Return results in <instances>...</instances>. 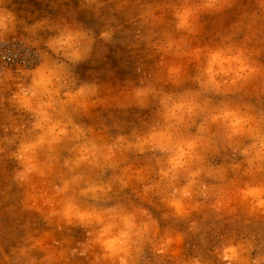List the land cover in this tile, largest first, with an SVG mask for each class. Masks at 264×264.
Listing matches in <instances>:
<instances>
[{
	"label": "clouds",
	"instance_id": "obj_1",
	"mask_svg": "<svg viewBox=\"0 0 264 264\" xmlns=\"http://www.w3.org/2000/svg\"><path fill=\"white\" fill-rule=\"evenodd\" d=\"M228 3L177 0L144 13L161 19L155 12L170 10L174 31L160 33L154 45L152 34L148 36L149 45L170 60L162 62L158 78L141 79L132 87L128 102L118 105L148 109L150 118L128 132L116 123L114 136L97 133L79 120L104 103L99 84L81 81L74 71L87 60L95 35L67 23L54 26L45 21L29 26L0 7V42L23 25L35 37V46L43 43L48 50L41 49L36 66L22 70L23 79L15 84L10 98L30 118L23 128H15L17 134L0 140V144L15 146L10 153L18 163L13 180L30 189L26 204L47 223L63 221L91 229L89 243L99 249L101 264H148L149 245L157 264L178 257L182 234L171 228L161 234L158 220L143 205L163 207V219L175 221L188 219L206 205L219 211L230 169L237 174L243 169V175L250 178L238 189L241 201L253 212L264 211V111L255 105L214 101L256 82L258 94H264V65L255 59L253 49L233 42L232 37L215 46L199 47L194 41L201 16ZM259 3L264 7V0ZM43 31L51 34L45 39L40 35ZM112 36V31H103L100 38L111 41ZM184 61L196 64L195 74L187 72ZM13 79L11 70L0 71V84ZM225 144L243 159L216 164ZM132 155H146L148 168L134 170L129 163ZM153 172L155 179H151ZM52 175L59 182L52 184L51 192L35 183L37 178L46 182ZM133 180L142 185L133 189L139 204L131 196L121 198ZM191 228L196 229L195 221ZM242 247L229 243L223 249L224 258L238 260ZM28 251L23 248L20 255ZM261 260L264 257H257L253 264ZM180 264L206 262L197 256Z\"/></svg>",
	"mask_w": 264,
	"mask_h": 264
},
{
	"label": "rangeland",
	"instance_id": "obj_2",
	"mask_svg": "<svg viewBox=\"0 0 264 264\" xmlns=\"http://www.w3.org/2000/svg\"><path fill=\"white\" fill-rule=\"evenodd\" d=\"M176 2L4 0L0 7L12 11L29 26L45 21L54 26L67 23L95 35L87 60L76 66L74 71L81 81L99 84L100 99L104 103L89 109L79 120L94 128L97 133L114 136L117 132L114 124L120 123L123 131L128 132L151 116L148 109L141 111L135 107L123 108L118 105L128 102L132 87L139 85L141 79L158 78L162 72V62L170 60L148 43L149 34L153 36L154 45L160 33L174 31L175 22L170 10H157L155 16L161 19H153L144 13L150 7ZM199 25V34L194 38L195 46H215L232 37L233 42L253 49L256 52L255 59L264 65V7L259 0H229L221 10L202 15ZM103 31H112L111 41L100 38ZM50 34L47 31L40 32L45 39ZM41 49L48 51L43 43L35 46V37L26 32L23 25L18 27L14 36L0 42V71L11 70L14 76L13 80H5L4 84H0V140L17 134L15 128H23L29 123L30 118L18 111L10 103V98L15 84L23 79L22 70L33 68L40 62ZM184 62L187 72L195 74L196 64ZM258 83L226 97H214V101L255 105L264 111V94H258ZM5 127L10 131L6 133ZM0 147L5 149L0 152V264H101L97 260L99 249L89 243L92 239L89 236L91 229L63 221L49 224L40 213L27 206L30 189L19 187L13 180L18 163L11 158L10 153L15 151V146L10 147L4 143ZM242 159L225 144L214 162L231 164ZM129 163L134 170L149 166L146 155H132ZM151 179H155L154 172L151 173ZM249 180V177L243 175V169L240 174L230 169L219 211L206 205L184 221L164 220L166 209L161 207L157 210L151 205H143L158 220L161 234L171 228L174 233L183 236L179 246L180 255L174 259L169 258L166 264H180L182 260L197 256L203 257L206 264H253L257 257H264V211H251L238 195V189ZM58 182L54 175L49 176L46 182L39 178L35 180L38 186L49 192L52 184ZM134 188L141 189L142 185L133 180L132 187L125 190L121 198L131 196L133 202L139 204ZM193 221L196 222L195 230L191 228ZM229 243L243 245L239 259L234 262L224 258L223 249ZM23 248L29 250L26 256L20 255ZM145 257L148 264H157L150 245ZM261 264H264V260H261Z\"/></svg>",
	"mask_w": 264,
	"mask_h": 264
}]
</instances>
